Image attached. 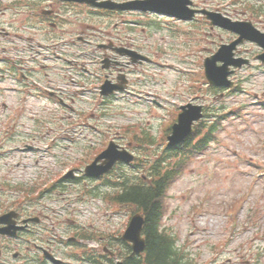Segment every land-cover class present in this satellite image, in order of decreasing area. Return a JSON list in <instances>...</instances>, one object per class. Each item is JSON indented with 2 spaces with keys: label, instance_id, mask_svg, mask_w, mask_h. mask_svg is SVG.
Wrapping results in <instances>:
<instances>
[{
  "label": "rangeland",
  "instance_id": "1",
  "mask_svg": "<svg viewBox=\"0 0 264 264\" xmlns=\"http://www.w3.org/2000/svg\"><path fill=\"white\" fill-rule=\"evenodd\" d=\"M231 1L192 0L196 8L218 11L232 19L250 20L264 30V0ZM56 7L60 8V12L54 27L27 16L30 14L25 6L0 8L3 10L0 11V63H26L29 75L33 72L35 77L45 80L49 79L48 75L60 70V79L54 82L64 87L78 88L81 87L80 82L86 84L74 101L67 99L73 109L64 108L60 120L55 119L59 110L48 99L28 98L20 121L9 131L10 139L5 144L4 141L0 143V187H9L3 178L10 184L11 192H15L14 188L18 185L29 187L31 181L39 177L47 179L69 159L87 156L88 149L101 142L104 131L105 135L115 138L117 150L126 149L134 155H141L137 165H122L119 172L129 175L131 180L147 175L152 163L163 152L160 145L165 142L158 138L162 132L163 116L172 106L171 101L190 99L193 86H199L190 81L198 75L199 59L213 53L218 43L227 42L232 33L210 26L200 16L180 21L137 11L108 14L73 3H58ZM110 22L118 24L114 32L125 33L127 43L149 56L151 62L127 67L124 70L129 84L127 89L104 100L102 106L95 103L90 111L92 116L88 128L75 126L71 129L67 123H77L73 120L90 105L92 95L97 91L91 92L88 83L97 82L99 74L106 71L116 81L120 71L118 66L111 64L103 70L102 63L97 62V56L101 55L98 50L91 52L81 46L75 47L82 44L78 36L87 25L99 38L97 35ZM57 38H67L68 44L59 51L62 54L80 57L79 52H84L86 66L83 70L68 72L55 62L58 69L52 67L43 71L38 67V70L32 71L30 51L35 54L31 58L33 62L43 63L46 60L52 63L45 45ZM86 38L89 39V36ZM258 49L251 42L238 46L236 55L248 58L250 63L230 76L237 84L234 92H205L202 102L211 113L205 122L210 123L214 116L218 117L212 139L201 151L182 158L184 162L180 170L169 183L162 226L174 236L184 256L183 264H264V177H258L264 169V64L253 59ZM37 50L39 53H36ZM1 96L0 101L2 98L9 106L0 102V123L6 111L16 102L14 94ZM7 96L12 99L8 100ZM155 101L160 105L156 106ZM49 136L55 137V142L46 150L43 143ZM15 146L20 149L14 150ZM22 146L31 148L24 150ZM177 156H173L172 160L170 157L163 167L172 165ZM95 182L100 183L91 179L83 181L88 186ZM66 184L57 192L46 194V208L43 210L48 240H65L70 235L75 236L74 231L89 234L96 230L101 237L121 228L122 216L134 210L131 206L123 207L109 216L107 211L111 203L104 201L101 193L112 188H100L96 191L100 196L93 198V193L81 190L87 187L85 184ZM244 193L249 194L248 200L241 196ZM240 207L235 215L237 226L228 239L231 227L225 209L235 211ZM225 238L228 239L226 243ZM78 242L83 243L85 250L98 245L94 239H79ZM55 247L60 259L71 264H84L72 256L75 245ZM76 253L80 251L76 250Z\"/></svg>",
  "mask_w": 264,
  "mask_h": 264
},
{
  "label": "trees",
  "instance_id": "2",
  "mask_svg": "<svg viewBox=\"0 0 264 264\" xmlns=\"http://www.w3.org/2000/svg\"><path fill=\"white\" fill-rule=\"evenodd\" d=\"M211 131L212 129H209L206 137H202L196 145H192L188 139L185 146L183 143L176 148L177 153L180 148H185L186 154H189L193 148L201 149L209 140V134H213ZM167 156L163 157L166 161ZM163 158L152 163L150 167L152 183L141 182L128 185L124 181L121 193L116 197L121 203L134 206L137 210L142 211L145 216L144 235L147 252L144 260L141 262L136 256L126 257L125 264H183L184 256L179 253L174 239L161 227V221L166 211V188L173 179V175L180 170V161L163 167ZM129 251L130 249L127 248V252Z\"/></svg>",
  "mask_w": 264,
  "mask_h": 264
},
{
  "label": "water",
  "instance_id": "3",
  "mask_svg": "<svg viewBox=\"0 0 264 264\" xmlns=\"http://www.w3.org/2000/svg\"><path fill=\"white\" fill-rule=\"evenodd\" d=\"M189 0H148L144 4L141 5L142 8L146 9H153L157 10L159 12L168 13V14H174L178 15L184 18L189 17L194 13V10L188 9L187 4L189 3ZM239 31H242L245 37L248 38H254L257 39L256 34L253 32V30L250 28V25L248 22H243L238 24ZM217 58V56L215 57ZM214 60L210 62V74L211 79H214L215 76V70L221 69V68H214L213 66ZM229 62H226V64L222 67L221 71L224 72V69L227 70V64ZM234 64H239L238 62H234ZM224 68V69H223ZM199 108H194L191 110H185L183 113L179 116V122L173 126L174 135L171 138V143H176L183 139L186 135L191 133V124L193 119H197L199 117ZM111 149V150H110ZM105 152V155L109 157L108 160V166H111V164L114 162L116 158V154L114 155V151L112 148H110ZM142 224V218L141 216H134L132 218L131 226L129 230L126 233V239H129L133 242V249L134 251L141 250L144 247V242L140 238V228Z\"/></svg>",
  "mask_w": 264,
  "mask_h": 264
},
{
  "label": "flooded vegetation",
  "instance_id": "4",
  "mask_svg": "<svg viewBox=\"0 0 264 264\" xmlns=\"http://www.w3.org/2000/svg\"><path fill=\"white\" fill-rule=\"evenodd\" d=\"M55 7V2L51 1L50 5L48 6V10H52L53 14H57L55 10H57ZM88 42V40H87ZM103 47L104 48H108L105 51H111V49H115V48H121V47H127V43L125 41V38L117 35V36H113V37H107L105 39V41L102 42ZM116 56L112 53V56L110 57V60H115ZM42 68V67H40ZM43 68H46L43 67ZM38 70L37 67H32V71H36ZM33 72H32V77L33 78ZM54 79H49V83H54ZM47 81H43V83H46ZM3 206H6L5 204H0V211H2ZM8 210H15L18 213V217L16 219L17 224H20L21 221L25 218H31L29 214H26L27 208L25 206H19L17 208H13V207H9L6 211ZM1 214V213H0ZM34 217V222L33 224L40 226V228L35 229V230H31L30 225H28L27 228H25L23 231L18 232L17 237L15 238L16 241H18L16 243V245L19 246L20 242L23 241H29V234L32 233L33 234V238L35 241H38L39 244L36 243V247L35 249L32 251L30 249V246H25L23 248V251H20L18 248V246L16 247V252L15 254H11L10 256L7 257H3V252L0 250V255H1V259H0V263L1 264H14L13 261L18 260L19 258H22L25 260V264H40L37 261L38 255L41 254L42 252L46 251V250H50L52 251V247L48 246L46 247L45 244V239L42 238V231L44 229V224H45V218L46 215L45 213H43L42 211H37L36 214L33 216ZM5 239L8 240H12L11 238L5 237ZM22 248V247H21ZM6 253V252H5Z\"/></svg>",
  "mask_w": 264,
  "mask_h": 264
}]
</instances>
